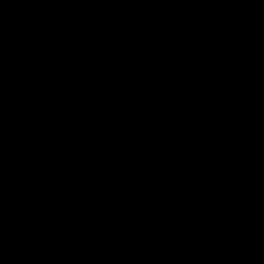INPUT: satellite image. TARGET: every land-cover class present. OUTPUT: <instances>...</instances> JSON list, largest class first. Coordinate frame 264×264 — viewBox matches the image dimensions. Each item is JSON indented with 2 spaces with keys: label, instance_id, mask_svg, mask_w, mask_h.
<instances>
[{
  "label": "trees",
  "instance_id": "16d2710c",
  "mask_svg": "<svg viewBox=\"0 0 264 264\" xmlns=\"http://www.w3.org/2000/svg\"><path fill=\"white\" fill-rule=\"evenodd\" d=\"M139 0H0V158ZM0 264H264V0H159L0 175Z\"/></svg>",
  "mask_w": 264,
  "mask_h": 264
},
{
  "label": "water",
  "instance_id": "95a60500",
  "mask_svg": "<svg viewBox=\"0 0 264 264\" xmlns=\"http://www.w3.org/2000/svg\"><path fill=\"white\" fill-rule=\"evenodd\" d=\"M158 1L159 0H139L124 18L114 24L112 31L106 37L103 44L99 46L94 56L79 73L76 80L69 86L66 94L58 101L52 111L20 143L0 158V175L15 164L29 149L36 146L58 119L74 105L100 70L110 51L115 47L128 28Z\"/></svg>",
  "mask_w": 264,
  "mask_h": 264
}]
</instances>
